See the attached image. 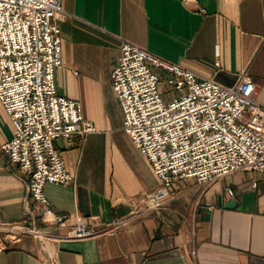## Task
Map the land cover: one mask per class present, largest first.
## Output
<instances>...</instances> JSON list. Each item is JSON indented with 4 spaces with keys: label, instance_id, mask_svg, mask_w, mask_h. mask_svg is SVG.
Masks as SVG:
<instances>
[{
    "label": "crops",
    "instance_id": "obj_1",
    "mask_svg": "<svg viewBox=\"0 0 264 264\" xmlns=\"http://www.w3.org/2000/svg\"><path fill=\"white\" fill-rule=\"evenodd\" d=\"M61 8L54 16L61 60L55 89L79 101L92 127L68 143L53 141L73 182H48L43 191L67 224L75 214L88 224L125 216L129 201L158 183L123 128L110 84L122 39L221 84L248 75L264 98V0H61ZM11 133L0 105V142ZM28 210L39 214L22 173L0 152V223L27 222ZM61 233L45 240L56 264H264V176L231 171L209 182L176 179L157 209L129 217L113 233L55 236ZM0 264H42L36 239H10L0 228Z\"/></svg>",
    "mask_w": 264,
    "mask_h": 264
},
{
    "label": "built area",
    "instance_id": "obj_2",
    "mask_svg": "<svg viewBox=\"0 0 264 264\" xmlns=\"http://www.w3.org/2000/svg\"><path fill=\"white\" fill-rule=\"evenodd\" d=\"M61 10V0H0V105L12 125L0 152L22 173L27 195L39 211L35 215L28 210L27 222L0 223L8 238L31 235L42 264H56L45 247L54 230L63 229L55 236L69 239L113 233L129 217L157 209L176 179L209 182L231 171L264 176V98L256 96L248 75L221 84L122 39L110 84L123 128L158 183L131 199L125 216L88 224L75 214L67 224L65 214L52 209L43 191L48 182H73L53 141L68 143L73 134L82 137L92 127L82 118L79 101L55 89L54 70L61 60L54 16ZM226 190L232 194L230 187Z\"/></svg>",
    "mask_w": 264,
    "mask_h": 264
},
{
    "label": "water",
    "instance_id": "obj_3",
    "mask_svg": "<svg viewBox=\"0 0 264 264\" xmlns=\"http://www.w3.org/2000/svg\"><path fill=\"white\" fill-rule=\"evenodd\" d=\"M232 202H233V200L230 199V200H228L227 202H224V205H225V206H230V204H232Z\"/></svg>",
    "mask_w": 264,
    "mask_h": 264
},
{
    "label": "bare ground",
    "instance_id": "obj_4",
    "mask_svg": "<svg viewBox=\"0 0 264 264\" xmlns=\"http://www.w3.org/2000/svg\"><path fill=\"white\" fill-rule=\"evenodd\" d=\"M2 239V238H1Z\"/></svg>",
    "mask_w": 264,
    "mask_h": 264
}]
</instances>
